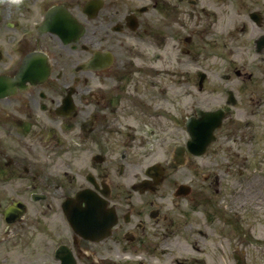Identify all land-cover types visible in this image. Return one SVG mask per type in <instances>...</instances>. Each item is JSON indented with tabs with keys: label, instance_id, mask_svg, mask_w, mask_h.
<instances>
[{
	"label": "flooded vegetation",
	"instance_id": "flooded-vegetation-1",
	"mask_svg": "<svg viewBox=\"0 0 264 264\" xmlns=\"http://www.w3.org/2000/svg\"><path fill=\"white\" fill-rule=\"evenodd\" d=\"M17 1L0 264H264V0Z\"/></svg>",
	"mask_w": 264,
	"mask_h": 264
},
{
	"label": "water",
	"instance_id": "water-1",
	"mask_svg": "<svg viewBox=\"0 0 264 264\" xmlns=\"http://www.w3.org/2000/svg\"><path fill=\"white\" fill-rule=\"evenodd\" d=\"M16 82H14L13 80H11V79H9V78H6V77H4V76H1L0 75V95H2L4 92L6 93V92H8V90H10L9 88H11L14 84H15ZM209 116H215V118L217 119H220V114H218V112L217 113H215V112H204L203 114H202V123H201V125H199L198 127H202V133H203V131H204V128H205V124H204V120H206V118H209ZM219 121V120H218ZM198 124H200V122L198 123ZM212 129V127H210V130ZM210 130L209 131H207V133L205 134V135H208L209 133H210ZM192 132L194 133V134H196L195 133V127H192ZM209 137L207 138V140H204V138L200 141V140H197V137L196 138H194V140L192 141V143H201V144H203V146L205 147V144H207L208 142H209ZM204 149V148H203Z\"/></svg>",
	"mask_w": 264,
	"mask_h": 264
},
{
	"label": "rangeland",
	"instance_id": "rangeland-1",
	"mask_svg": "<svg viewBox=\"0 0 264 264\" xmlns=\"http://www.w3.org/2000/svg\"><path fill=\"white\" fill-rule=\"evenodd\" d=\"M5 5V4H4ZM3 4H0V6H4ZM261 213V212H260ZM248 253H250V252H248ZM251 253L253 254V256H254V252L253 251H251ZM264 253V252H263ZM256 255V254H255ZM251 257V255L250 254H248L247 255V258L249 259ZM256 257V256H255ZM254 258V257H253ZM249 263V262H248Z\"/></svg>",
	"mask_w": 264,
	"mask_h": 264
}]
</instances>
